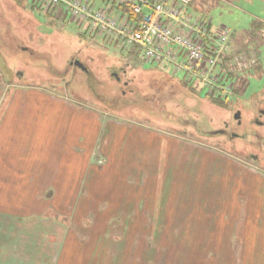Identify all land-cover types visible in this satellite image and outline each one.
<instances>
[{"label": "rangeland", "instance_id": "374dc122", "mask_svg": "<svg viewBox=\"0 0 264 264\" xmlns=\"http://www.w3.org/2000/svg\"><path fill=\"white\" fill-rule=\"evenodd\" d=\"M219 1L196 0L185 7L194 18L226 26L231 49L255 54V63L252 55H243L239 64H227L229 74L237 75L255 64L244 76L246 91L237 95L235 79L223 90L211 88L213 79L219 80L216 74L204 82L183 68L142 60L136 49L127 52L101 36L83 34L60 14L41 15L32 0H0V120L26 122L3 125L16 136L15 147L6 150L22 156L34 150L33 140L38 149L31 165L52 184L42 187L38 180L32 189L38 200L18 210L36 212L24 221L30 230L21 240L28 239L37 264H240L264 257V207L254 220L248 216L252 205L241 206L253 190L264 196V27L256 21L258 28L251 26V17L263 15L264 1L232 0V6L221 3L208 12L210 3ZM212 92L228 98L226 108L207 97ZM27 119H36L37 126ZM57 119L62 131L68 121L61 137L44 128H53L50 123ZM234 163L255 170H244V193ZM156 164L165 170V197L154 199L150 193L137 205L130 197L137 198L135 188L156 178ZM101 169L104 174L98 175ZM123 181L129 184L122 186ZM174 181L177 190L169 187ZM228 195L237 212L229 202L220 211L217 203ZM195 207L213 214L174 234L180 224L190 223L179 215ZM243 210L245 224L240 221ZM238 242H245L247 252L234 250ZM125 247H133L135 263L121 252Z\"/></svg>", "mask_w": 264, "mask_h": 264}, {"label": "built area", "instance_id": "2783aa9c", "mask_svg": "<svg viewBox=\"0 0 264 264\" xmlns=\"http://www.w3.org/2000/svg\"><path fill=\"white\" fill-rule=\"evenodd\" d=\"M33 1L44 15H65L83 34L101 36L127 52L136 49L142 60L183 68L204 82L230 53L227 33L212 36L200 18L186 13L195 0Z\"/></svg>", "mask_w": 264, "mask_h": 264}, {"label": "crops", "instance_id": "0c3cea01", "mask_svg": "<svg viewBox=\"0 0 264 264\" xmlns=\"http://www.w3.org/2000/svg\"><path fill=\"white\" fill-rule=\"evenodd\" d=\"M219 2L220 3H217V4L210 3L211 7H209V10L207 9L208 12H211L216 7L220 6L221 3L224 5L232 6L231 4H229L232 2V0H220ZM260 12H262L263 15H256V16L251 17L253 19V21L251 22V26L253 27V30H256V28H258V26L264 27V9L261 10ZM205 20H206V22H208V25L211 28V32L213 33L214 36L222 34V33H227V35H228L226 26L216 28L213 25V20H209V19H205ZM255 21L258 22V24H259L258 26L253 25L255 23ZM215 29H217V30H215ZM247 42H243V43L246 44ZM245 44H244V46H245ZM232 51L234 53L239 54L238 56L242 55L241 56L242 58H243V55L245 56L244 57L245 59H247L249 57V55L250 56L252 55V58L256 59L255 54L250 52V50H248V49L242 50L240 48L238 50H234L232 48L230 53H232ZM231 61H230V59H228V61L225 63L226 68H227V64ZM249 66H250V64H248V67ZM248 67H246V68H248ZM246 68L243 70V71L246 70V72L241 71L242 73L240 72L239 75L241 74V76H246V74L252 70L251 67L248 69H246ZM64 118L67 119V117H64ZM21 119H24V118H20V119H18V121L10 122L11 120H9V118L4 116L0 120V139L3 140L2 148H0V192H1L0 193V264H37V260L35 258H33V255L31 257V254H29L30 244L28 243V239H26L25 241L21 240L22 233H25L26 230H28V231L30 230V228L26 226L24 221L30 219L31 215H35L36 212L33 211V213L26 212L24 214H21L18 212V210H23L24 205L31 204L34 201L36 203V201L38 200L39 194L36 193V195H32V189L37 186L38 180L43 181L41 183L42 187H51L52 186L51 183L49 185L47 184V176L48 175L43 174L41 172L38 175L37 174L39 172L38 167L31 165L30 160H31V156L33 155L32 152H36L38 149L37 145L33 142V140L30 141V143L34 146V150L31 148H28L27 151L21 152L22 156H20L19 154L16 155V153H13L11 151L6 150L8 148H14L15 147L14 141L16 140V136H15L14 130L11 127L3 129L4 128L3 125L9 124V123H13V124L18 123L19 125L25 124L26 122L25 123L21 122L20 121ZM65 119H64L63 124H65L66 128H67L68 121L66 122ZM27 120H29L28 121L29 124L31 123V124H35V126H37L36 119H27ZM30 120H34V121H30ZM75 120H76V118L74 119V121H72V124H74V125L78 123ZM44 121L46 122V124H47V121L52 122L51 119H45ZM60 121H61V119H57L55 123H50V124H55V126L53 128H51L49 126L50 129L47 128V126L45 125L44 126L45 130L50 131V133L53 136H60L61 137V135L65 132L66 128H63L65 130L62 131V127L56 125ZM40 124L42 126V123H40ZM67 130H69V128ZM35 141H36V139H35ZM51 146H52V143L50 142L49 147H51ZM5 153H7L8 154L7 156H10V157H7V156L5 157ZM14 155H16V159H15ZM34 155H35V153H34ZM27 158H28V162H27ZM232 166L236 172L238 171V173H239L238 178H241L243 183H244V184H242V188H243L242 192L244 193V190L246 189V186H244L245 185L244 180L248 179L247 177H244V170L250 171V169L246 168V166H244L241 163H234ZM50 171H51V166H50ZM156 171H157L156 178L154 180H149V185L147 184L144 187L140 186V187L135 188L136 192H134V196H137V198H135V197H130V198L135 200L137 202V205H139L141 202L143 204L142 198L146 197V200H147L150 193H152V197H155L154 199H160V198L165 197V184L161 180L162 177L164 176L165 170L161 166L156 164ZM251 171L255 173V170H251ZM141 173H145V171L141 170ZM149 173H151V165L149 168ZM99 174L103 175L104 171L101 169L100 172L98 173V175ZM254 179H256V178H254ZM197 181L200 182L199 180H197ZM206 181H208L207 183L211 182L209 180H206ZM258 182H259V179H257V183ZM125 184H129V183L127 181L126 182L123 181L121 185L123 186ZM191 184H195L194 181H192ZM154 186L157 189L152 191L151 189ZM169 187H172L173 189H176V190L179 188V186L177 185V181H174ZM257 187H258V185H257ZM6 189H11V190H9L8 193H5ZM129 189H127V191H129ZM251 189H252V187H250V191H251ZM237 190L239 192V185H238ZM257 190H258V192H260V189H257ZM254 191L256 192V190H253L251 192V194L248 195V197L245 200H242L243 203L241 204V206L244 209V207H245L244 202L248 201L247 204L252 205V207H253V212H251V214H248V216H251L252 218H254V220H258L257 211H259L262 207H264V196L262 194L259 195L258 193L253 194ZM170 195L173 197V194L170 193ZM230 201H232L231 196H229V195L226 197L221 196L219 199V202L217 203L218 205H220V211H221V206L226 205L229 202V204H228L229 207H231L233 211L237 212V210H235L233 208V203H231ZM107 203L109 204V202H107ZM144 203L146 204V211H145L146 213H144V214H146V219H147V216L149 217L150 213L147 210L146 201H144ZM260 206H262V207H260ZM148 207L150 208V206H148ZM158 207H160V206H158ZM156 208L157 207L154 205V203L151 202V208L150 209L152 211V214L155 216L158 215V211ZM139 209H140V207H138L137 210H139ZM155 209H156V211H154ZM195 209H197V208L195 207V208H192V210H189V214L187 216L186 215H184V216L179 215L180 219H182V220L187 219L190 221V223L186 224L185 222H183L175 230L171 229L172 231H174V234L176 232H178L176 234L180 235V233L186 232L187 230H191L192 228L197 227L198 225H200L198 220H197L199 217H204L205 219H209V217L213 214L211 211L205 212L204 214H202V211H199V208L197 210H195ZM232 210L229 211V213L233 212ZM243 213L245 214V210H243ZM243 213H242V211H239L240 217L242 214L240 221H242V223L245 224L246 214L244 215ZM244 216H245V218H244ZM166 218L172 219V216L166 217ZM225 220L228 221L229 217L226 216ZM142 230H143V227H142ZM143 233H146V232L142 231L141 235H143ZM246 248L247 247L245 246V242H238L236 247L234 248V250L236 252H239V251L247 252ZM172 251L177 252L178 251L177 247L175 249H173ZM179 251H181V250H179ZM121 252L128 253V257L131 258L130 263H135L134 260L132 259V257H133L132 254L134 252L133 247L122 248ZM263 259H264V257H260V259L258 257H254L252 261H250V259H249L248 261H243L240 264H264ZM208 261L209 260H206V262H208ZM139 262L141 263V261H137V263H139ZM203 263H205V261H203ZM228 264H230V260H228Z\"/></svg>", "mask_w": 264, "mask_h": 264}, {"label": "trees", "instance_id": "16d2710c", "mask_svg": "<svg viewBox=\"0 0 264 264\" xmlns=\"http://www.w3.org/2000/svg\"><path fill=\"white\" fill-rule=\"evenodd\" d=\"M209 30L211 31L210 27H209ZM227 61H228V58L226 60H224L218 67L219 68V71H218V75H219L218 83L221 84V86L219 85L220 88H221L220 90H223L222 85L225 86V83H227L229 80H231V79L234 80L235 79L234 83H235V85L237 84V86L235 88H233V92H235L234 95L235 94L237 95L240 92L241 93L245 92L247 87H248V78L246 77L244 79V76H241L239 74L238 75L237 74H233V73L229 74L230 71H228V68H226V66H225V63ZM253 67H255V65L251 66V69ZM213 91H216V90L213 89ZM207 97L210 98L215 105H217V106H219L221 108H224V107L226 108L227 107L228 98L226 97L224 99V96L221 95V93H220L219 97H216L215 93L212 92L210 94H207Z\"/></svg>", "mask_w": 264, "mask_h": 264}, {"label": "water", "instance_id": "95a60500", "mask_svg": "<svg viewBox=\"0 0 264 264\" xmlns=\"http://www.w3.org/2000/svg\"><path fill=\"white\" fill-rule=\"evenodd\" d=\"M75 64H76V66H78L79 68H81V69L87 71V69H86V68H85L80 62L77 61ZM235 119L238 120V121L240 122V120H241V112H238V113L235 115Z\"/></svg>", "mask_w": 264, "mask_h": 264}, {"label": "flooded vegetation", "instance_id": "af4514ba", "mask_svg": "<svg viewBox=\"0 0 264 264\" xmlns=\"http://www.w3.org/2000/svg\"><path fill=\"white\" fill-rule=\"evenodd\" d=\"M73 65L75 64V62L72 63ZM261 116H264V112H261L260 114ZM256 120V123H260L259 119H255ZM239 125H241V122H239ZM262 125V124H261ZM234 137L238 138V136H242V135H239V134H233Z\"/></svg>", "mask_w": 264, "mask_h": 264}]
</instances>
